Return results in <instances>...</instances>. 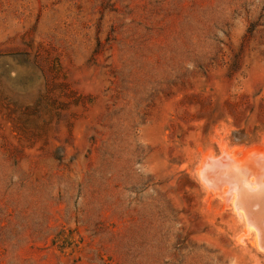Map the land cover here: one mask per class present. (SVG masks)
Here are the masks:
<instances>
[{"label": "rangeland", "instance_id": "obj_1", "mask_svg": "<svg viewBox=\"0 0 264 264\" xmlns=\"http://www.w3.org/2000/svg\"><path fill=\"white\" fill-rule=\"evenodd\" d=\"M223 151L264 152V0H0V264H264Z\"/></svg>", "mask_w": 264, "mask_h": 264}, {"label": "bare ground", "instance_id": "obj_2", "mask_svg": "<svg viewBox=\"0 0 264 264\" xmlns=\"http://www.w3.org/2000/svg\"><path fill=\"white\" fill-rule=\"evenodd\" d=\"M230 154L223 151L218 157L206 155L198 168L199 178L209 193L230 203L245 225V235H251L255 248L264 253L259 248L261 236L257 232L264 236V152L251 151L239 158ZM237 199L250 204L249 214L246 215L244 203L240 205ZM259 204L263 207L257 211Z\"/></svg>", "mask_w": 264, "mask_h": 264}, {"label": "water", "instance_id": "obj_3", "mask_svg": "<svg viewBox=\"0 0 264 264\" xmlns=\"http://www.w3.org/2000/svg\"><path fill=\"white\" fill-rule=\"evenodd\" d=\"M242 200L241 199H237V203H240V205L242 204V203H244V211H245V213H246V215L247 214H249L248 212H247V208H248V205H250L249 203H246V202H241ZM247 206V207H246ZM262 205L261 204H259L258 205V208H257V211H260V210H262Z\"/></svg>", "mask_w": 264, "mask_h": 264}]
</instances>
